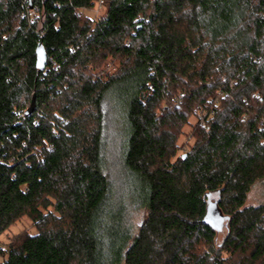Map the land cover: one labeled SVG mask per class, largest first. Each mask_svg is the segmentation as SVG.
<instances>
[{
	"label": "trees",
	"instance_id": "16d2710c",
	"mask_svg": "<svg viewBox=\"0 0 264 264\" xmlns=\"http://www.w3.org/2000/svg\"><path fill=\"white\" fill-rule=\"evenodd\" d=\"M96 3L0 0V264H264V0Z\"/></svg>",
	"mask_w": 264,
	"mask_h": 264
},
{
	"label": "rangeland",
	"instance_id": "374dc122",
	"mask_svg": "<svg viewBox=\"0 0 264 264\" xmlns=\"http://www.w3.org/2000/svg\"><path fill=\"white\" fill-rule=\"evenodd\" d=\"M100 12H102V11H100ZM86 14H88L92 18L95 17V13L92 10L87 11ZM107 63H108V65L110 63V66H106ZM101 67L103 70L102 71L103 75H104V73L112 72L114 70V64L110 60L104 61V63L102 64ZM191 121H192V123H195L194 118H192ZM190 130H191L190 126L185 127V132H189ZM183 140L184 139H181L180 144L183 142ZM261 197H262L261 192L258 189L254 188L249 195V199H248L247 203L248 204H256L262 199ZM146 216H147V214H146L145 210L137 212L133 217L135 224L140 225L143 222V220L146 218ZM217 217H219V216L217 215ZM217 221H218V219H216L214 221L215 224L217 223ZM224 223H225V221L223 222L222 220L218 223L219 226L221 227V229L219 230V234H218V240L219 241H221L223 239V237L225 236V234L227 233V228H226ZM24 229H27L31 232H35V228H34V226H32V221L27 217H24L21 221H19L17 224L12 226L5 234H3L0 237V246H2L3 248H7L9 241L14 236V234H16V233H18Z\"/></svg>",
	"mask_w": 264,
	"mask_h": 264
},
{
	"label": "water",
	"instance_id": "95a60500",
	"mask_svg": "<svg viewBox=\"0 0 264 264\" xmlns=\"http://www.w3.org/2000/svg\"><path fill=\"white\" fill-rule=\"evenodd\" d=\"M36 55H37V67L39 69H44L47 64V52L42 44H39L36 48Z\"/></svg>",
	"mask_w": 264,
	"mask_h": 264
},
{
	"label": "built area",
	"instance_id": "2783aa9c",
	"mask_svg": "<svg viewBox=\"0 0 264 264\" xmlns=\"http://www.w3.org/2000/svg\"><path fill=\"white\" fill-rule=\"evenodd\" d=\"M105 0H97L96 5L91 9L94 13H95V17L98 16L100 14V11L104 5ZM85 10H83L84 12ZM89 11V10H88ZM106 66H110V63L108 65V63L106 64ZM107 68V67H106ZM184 94L181 93V96H183Z\"/></svg>",
	"mask_w": 264,
	"mask_h": 264
}]
</instances>
